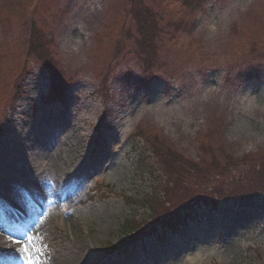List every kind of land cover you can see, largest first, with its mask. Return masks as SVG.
Wrapping results in <instances>:
<instances>
[{"label":"rangeland","instance_id":"1","mask_svg":"<svg viewBox=\"0 0 264 264\" xmlns=\"http://www.w3.org/2000/svg\"><path fill=\"white\" fill-rule=\"evenodd\" d=\"M202 7L194 14L180 0H0V232L9 223L11 232L15 227L10 188L40 204V221L22 241L26 261L264 264V205L259 201L222 205L215 217L192 223L160 246L147 241L125 256L106 257L105 248L123 238L127 218L128 228L138 229L168 214H158L149 202L155 191L137 169L138 154L129 142L121 148L136 129L146 135L140 140L144 154L152 155L148 147L157 138L164 152L210 170L192 184L201 193H209L214 184L220 192L223 178L230 182L229 175L214 170H229L247 157L256 163L264 158V0H204ZM130 8L147 11L158 23L161 34L153 47L148 41L140 45L130 31ZM159 15L164 18L158 21ZM179 19L184 27L193 23L190 33L171 26ZM37 40L52 63L28 52V41L34 45ZM153 50L159 51V60L153 61V80L145 82L144 54L151 57ZM47 67L69 87L65 102L49 98ZM23 68L27 72L20 76ZM14 84L20 89L16 95ZM81 92L86 95L79 106L75 95ZM23 103L26 113L10 122ZM75 111L89 117L85 127L77 124ZM98 128L107 149L89 160ZM45 150L62 155V166L48 167L35 178L24 171L22 177L21 154ZM79 169L88 186L100 184V192H111L108 185L114 192L105 200L95 191L85 203L73 205L76 195L56 203ZM169 193L180 199L161 198L165 207L194 201V196L186 201L178 191Z\"/></svg>","mask_w":264,"mask_h":264},{"label":"trees","instance_id":"2","mask_svg":"<svg viewBox=\"0 0 264 264\" xmlns=\"http://www.w3.org/2000/svg\"><path fill=\"white\" fill-rule=\"evenodd\" d=\"M200 3V0H180L182 7H196L199 6ZM128 15L133 21V26L130 31L139 37L138 41H141L139 44L141 45L143 41H145V43L148 41L150 46L153 47L154 40L157 38V34L160 33L158 23L154 17H149L148 12L141 10L140 8H130ZM161 18H163V16L159 15L157 20L159 21ZM176 25L178 26L177 29H179L182 27V22L176 23L175 27ZM38 46H41L39 40H37L34 45L30 43V52H37L39 57H43L45 61L52 63V60H50L44 53L46 50L44 49V51H42L38 48ZM146 48H148V46ZM151 53V57L144 54L146 59L143 63L146 65L148 71L156 66L153 61L156 60L158 63L159 60V51L154 52L153 50ZM52 69L53 71L55 70L54 68ZM53 76L54 89L56 90L60 88L58 85L61 83L57 81L58 77L56 74L53 73ZM148 148L150 149L152 155H143L140 160L139 167L143 171L144 178L147 176L146 180L151 183L150 190L154 189L155 191V194L150 197L149 202L154 204L158 214L163 215L164 213H168L162 220L149 225L148 228L151 230L155 231L158 227L157 225L165 226L167 224H173L175 221L178 222V225H180V223H184L186 217L183 221H181V218L186 215L187 212L193 210H189L195 206H192L193 202H197L199 205L205 206L203 204L214 202L219 198H242L253 194V196H259L264 199V158L256 163L255 158L247 157L248 159L246 158L240 162L231 164V168L229 170H214L219 176H222L223 172H225L229 175L230 182H225L226 178L222 177L223 183H221L222 190L220 192V188L214 184L211 186L209 193H201V189H195L193 185L196 181L200 180V178L208 177L210 175V170L206 168H197L199 166L190 164L177 154L164 152V147L161 144L159 145L157 138L152 141L150 147ZM139 150L141 151V146L139 147ZM147 158H149L150 161ZM171 190L178 191V193L183 195L182 199H185L186 201H188L189 197L191 198V196H194V201L189 203L186 202L181 206H179L180 204L172 202L171 206L165 207L161 203V198L166 197L169 199V197L173 196L175 198V202L180 199L176 194H170L169 191ZM215 195L216 197L213 198ZM216 202L217 201H215V203ZM166 204L169 205V202ZM183 208H185L184 211H186H183L184 213L180 211ZM149 217H151L152 220L153 217ZM128 223L129 222L127 221V224ZM125 229L126 228L124 227L123 230L125 231ZM140 231L141 230H129L127 231V235L130 236L133 235L132 233Z\"/></svg>","mask_w":264,"mask_h":264},{"label":"bare ground","instance_id":"3","mask_svg":"<svg viewBox=\"0 0 264 264\" xmlns=\"http://www.w3.org/2000/svg\"><path fill=\"white\" fill-rule=\"evenodd\" d=\"M82 93H84V92H81V93L75 95L76 99H79V101H78V105L79 106H81L83 104L82 98H83V96L86 95V93H85V95L82 94ZM88 103H90V102H88ZM239 103H242V102H239ZM243 103H246V101L243 102ZM23 106H24V103L22 104L20 109L17 110V108H16L14 110L16 112L11 115L10 122L16 121L19 118L20 115H23V114L26 113V110H24ZM68 111L69 110L67 109V111L65 113L66 114L69 113ZM75 113L77 114L78 111H75ZM89 113H90V109L88 110L87 114H89ZM93 114L94 113H91V115H93ZM77 115H78L77 118H76L77 124L79 126H81L82 128L85 127L89 123V117L87 115H85V114H77ZM255 142H259V139L257 137H255ZM7 148H9V147L8 146L7 147H3L2 150L6 151ZM20 157L22 158V160L25 161V162L24 161H22V162L20 161L22 165H21V167H19V172H20V175L22 177H24V171H27V175L29 176V178H34L41 170H44V169H46L48 167H51V168L52 167H57V168H59V167L62 166V161H61L62 155H59V154L48 155V151L47 150L42 151L41 153H38L35 156H31V155L29 156L28 154L22 153ZM10 193H13V190H11Z\"/></svg>","mask_w":264,"mask_h":264},{"label":"snow or ice","instance_id":"4","mask_svg":"<svg viewBox=\"0 0 264 264\" xmlns=\"http://www.w3.org/2000/svg\"><path fill=\"white\" fill-rule=\"evenodd\" d=\"M19 191V189H17ZM3 191V186H2V180H0V192ZM16 243H19V240L15 241ZM23 264H33V261L31 259L27 260L26 262H23Z\"/></svg>","mask_w":264,"mask_h":264}]
</instances>
